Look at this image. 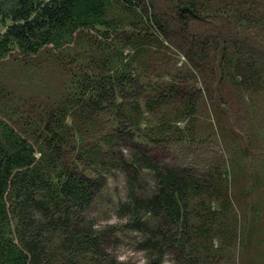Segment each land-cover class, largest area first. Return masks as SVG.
<instances>
[{"label":"trees","instance_id":"obj_1","mask_svg":"<svg viewBox=\"0 0 264 264\" xmlns=\"http://www.w3.org/2000/svg\"><path fill=\"white\" fill-rule=\"evenodd\" d=\"M252 1L0 0V264H130L91 214L116 172L120 217L143 235L149 264H222L264 232V202L245 218L232 197L244 166L234 138L235 153L206 168L159 157L204 140L202 107L219 118L210 75L264 92V59L243 34L264 26ZM218 15L242 22L219 35L200 27ZM10 60L57 81L42 77L36 94L11 87ZM146 170L154 183L141 194Z\"/></svg>","mask_w":264,"mask_h":264},{"label":"rangeland","instance_id":"obj_2","mask_svg":"<svg viewBox=\"0 0 264 264\" xmlns=\"http://www.w3.org/2000/svg\"><path fill=\"white\" fill-rule=\"evenodd\" d=\"M159 2L160 0H156ZM252 9L260 10V16L264 12V0H253ZM261 20V18L259 19ZM237 18L218 15L210 16L200 26L203 30H210L213 34L233 33L238 24ZM255 23V22H252ZM244 27L245 43L255 46L258 57L264 59V26L260 23L250 24ZM237 30V29H236ZM17 62L12 60L4 64L5 74H8V82L13 85H23V92L35 93L43 90L42 77H49L52 82L57 81L56 73L49 68L22 71L17 67ZM7 79L3 74L0 75ZM216 75H210L206 81H210V92L207 99H213L218 108L219 118L208 107L201 110V133L203 141L170 147L160 154V159L174 165L190 166L193 168H206L214 162L223 163L230 158L235 150L232 147V137L243 154L241 174L232 186V197L237 207H241L247 218L250 214L252 202H264V92L250 95L239 90L229 80L220 81ZM40 93V92H39ZM36 94V93H35ZM212 121L215 128L219 127V133L213 134ZM221 124L220 126H218ZM223 131V132H222ZM209 134H213L209 136ZM249 176V177H247ZM261 177L260 184L254 183L253 178ZM154 176L149 171H144L140 177V193H148L153 186ZM246 191V192H245ZM127 193L126 179L122 173L111 175L103 189L99 192L92 206V217L97 225L111 226L115 238V254L119 260L128 261L130 264H149L146 251L142 248L143 235L135 230L124 228V220L120 217L118 203L125 199ZM240 217H242L240 215ZM244 218V217H243ZM117 229V230H116ZM263 229L258 234H253L252 243H242L236 248L234 254L223 257L222 264H264V243L259 238H264ZM170 255L165 257L163 264H172Z\"/></svg>","mask_w":264,"mask_h":264}]
</instances>
